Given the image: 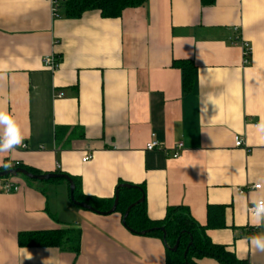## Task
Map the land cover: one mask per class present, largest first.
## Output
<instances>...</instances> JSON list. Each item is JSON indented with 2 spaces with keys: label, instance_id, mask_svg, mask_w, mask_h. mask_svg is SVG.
Returning a JSON list of instances; mask_svg holds the SVG:
<instances>
[{
  "label": "crops",
  "instance_id": "0c3cea01",
  "mask_svg": "<svg viewBox=\"0 0 264 264\" xmlns=\"http://www.w3.org/2000/svg\"><path fill=\"white\" fill-rule=\"evenodd\" d=\"M183 60L196 66L190 93L174 67ZM0 109L26 145L0 154V169L66 174L100 200L136 186L150 220L186 207L211 225L213 243L264 264L246 239L264 234L248 213L264 196V136L254 127L264 117V0H147L118 18L92 10L76 19L50 0H0ZM153 141L162 148L147 151ZM8 177L19 190L0 192V264H166L161 238L132 233L121 213L74 205L67 183ZM66 226L81 231L78 254L19 244L21 233Z\"/></svg>",
  "mask_w": 264,
  "mask_h": 264
},
{
  "label": "trees",
  "instance_id": "16d2710c",
  "mask_svg": "<svg viewBox=\"0 0 264 264\" xmlns=\"http://www.w3.org/2000/svg\"><path fill=\"white\" fill-rule=\"evenodd\" d=\"M147 0H60L58 8L64 11L68 19H76L84 13L98 10L102 16L107 18H118L129 8L144 6ZM206 3H213V0ZM174 67L182 73V86L185 93L192 91L195 82L196 66L192 61H175ZM62 129V128H61ZM61 133V130H58ZM24 169L32 174L40 175L38 172L27 168L22 164H14L11 167H3L0 172L9 169ZM9 178V177H8ZM75 184L74 197L78 202H85L96 210L104 213L111 210L115 199L100 200L87 197L81 193L80 182L77 178L70 176ZM52 182H65L66 180L54 179ZM144 190V188L142 187ZM119 204L115 213L125 215L129 206L142 198L139 190L118 187ZM210 212V211H209ZM125 227L134 234L141 235V232L153 228H165L166 236L160 230L151 232L147 236L159 237L163 240L166 248V264H198L199 260L212 259L218 264H249L240 260L225 246L217 245L208 237L207 231L211 227L201 226L190 214L188 208L183 206L169 207L165 218L160 221L149 219L146 209V202L133 207L126 220ZM81 231L75 227L66 226L55 231H44L35 233H21L19 235L20 246L32 247H55L62 251L78 254L81 246ZM178 239H180L177 251H172ZM191 244V245H190ZM190 245V247H189ZM188 250L187 255L185 252Z\"/></svg>",
  "mask_w": 264,
  "mask_h": 264
},
{
  "label": "clouds",
  "instance_id": "9594fccd",
  "mask_svg": "<svg viewBox=\"0 0 264 264\" xmlns=\"http://www.w3.org/2000/svg\"><path fill=\"white\" fill-rule=\"evenodd\" d=\"M254 127L258 133L264 136V117H261L259 123ZM0 128H3V132L0 134V154L13 152L23 146L25 137L21 126L13 116L2 109H0ZM4 166L11 167V164ZM249 211L255 220V226H264V196L252 200ZM246 239L253 249L264 252V234H254Z\"/></svg>",
  "mask_w": 264,
  "mask_h": 264
},
{
  "label": "water",
  "instance_id": "95a60500",
  "mask_svg": "<svg viewBox=\"0 0 264 264\" xmlns=\"http://www.w3.org/2000/svg\"><path fill=\"white\" fill-rule=\"evenodd\" d=\"M18 175H23V176H25L26 178H28L30 180L42 181V182L43 181L54 180V179L66 180L69 183V186H70V198H71L72 203L74 205L78 206V207H81V208H84L86 210L95 212L97 214L111 215V214L116 212L118 204H119V196L117 194L116 197H115V201H114V204H113V207L111 208V210H109L108 212L102 213V212L96 210L95 208H93L92 206L88 205L85 202L76 201V199L74 197L75 184H74L73 180L70 178V176H68L66 174L35 175V174H32V173H30V172H28V171H26L24 169H20L19 168V169H9V170L0 172V179L8 177V176L17 177ZM121 187L122 188H127V189H138V190L141 191L140 188H138L136 186H132V185H122ZM143 202H144V195L142 196V198L140 200H138L137 202H135L134 204H132L131 206L128 207L125 215L123 216V220H122L124 226L126 225V220H127L128 216H129V213H130L131 209L133 207L137 206L138 204L143 203ZM157 230H160L161 232H163L164 237L166 236V231H165V228H163V227H161V228H153V229H149V230L143 231V232H141V235H147V234H149L151 232H154V231H157ZM179 243H180V239H178L176 245L173 248H171V250L172 251H177L178 247H179ZM190 245H189V247H190ZM187 253H188V250H186L185 256L187 255Z\"/></svg>",
  "mask_w": 264,
  "mask_h": 264
},
{
  "label": "built area",
  "instance_id": "2783aa9c",
  "mask_svg": "<svg viewBox=\"0 0 264 264\" xmlns=\"http://www.w3.org/2000/svg\"><path fill=\"white\" fill-rule=\"evenodd\" d=\"M50 1L52 3L53 11L55 13L58 6H59L60 0H50ZM250 54H251V51H250L249 45L247 43H244V57L246 59V64L249 62L248 58H249ZM44 62H45V65L51 69H55L57 66V63H56L54 57H46ZM235 145H236V147L240 148V147L244 146V142L240 137H236L235 138ZM23 148H26V145H23ZM160 148H162V146L158 142H155V141L148 143L146 146L147 151H153L155 149H160ZM182 150H183V144L179 143L175 147L173 157L179 158ZM90 159H91L90 155L86 156L83 159V162H87ZM16 164L18 165V163H16ZM252 189L260 190L261 185L256 184L252 187ZM18 190H19V188L15 184H13L11 180H9V179L1 180L0 179V192L9 194V193L17 192ZM241 193H243V192H241ZM250 208H251V206L248 208V213L251 217H253L249 211Z\"/></svg>",
  "mask_w": 264,
  "mask_h": 264
},
{
  "label": "rangeland",
  "instance_id": "374dc122",
  "mask_svg": "<svg viewBox=\"0 0 264 264\" xmlns=\"http://www.w3.org/2000/svg\"><path fill=\"white\" fill-rule=\"evenodd\" d=\"M20 178L25 179V178H23V177H20ZM25 180H26V179H25Z\"/></svg>",
  "mask_w": 264,
  "mask_h": 264
}]
</instances>
